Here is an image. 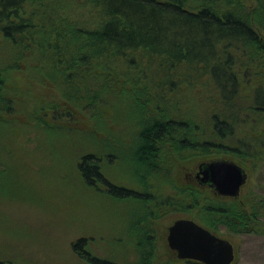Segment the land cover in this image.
Instances as JSON below:
<instances>
[{"label": "trees", "instance_id": "obj_1", "mask_svg": "<svg viewBox=\"0 0 264 264\" xmlns=\"http://www.w3.org/2000/svg\"><path fill=\"white\" fill-rule=\"evenodd\" d=\"M38 1L57 13V0ZM83 1L88 11L81 19L66 8L62 25L52 29L36 25L34 15L27 13L25 7L34 0H0V36L8 42L9 55L12 52L0 65V131L8 134L14 126L12 116L21 112L6 95L8 74L17 69L19 59L31 55L36 58L35 78L61 97L48 107L60 117H72V109L93 111L112 102L126 108L129 119L141 117L140 134L147 139L139 146L142 165H132V170L148 174L145 188L116 184L93 149L84 150L76 162L83 186L95 191L102 184L114 199L141 203L138 211L143 218L155 216L150 200L158 211L166 207L187 214L202 204L201 211L208 215L242 219L235 232H260L262 197L240 208L236 203L240 196L203 198L202 192L210 188L206 185L173 184L172 195L161 194L163 189L154 184L161 191L155 194L150 185L167 188L173 183L170 151L178 158L212 156L208 160L224 157L220 154L255 158L254 162L264 157V0ZM196 94L201 99L198 114L184 115L181 103L187 101L186 95L192 100ZM92 113L96 121L102 117L96 110ZM248 125L246 141L238 134ZM233 137L231 144L224 142ZM104 139L102 146L111 148ZM203 212L196 218L214 225ZM137 225L135 264H153L155 236ZM73 249L90 264H118L92 254L86 238L74 242ZM180 264L203 263L185 259Z\"/></svg>", "mask_w": 264, "mask_h": 264}, {"label": "rangeland", "instance_id": "obj_2", "mask_svg": "<svg viewBox=\"0 0 264 264\" xmlns=\"http://www.w3.org/2000/svg\"><path fill=\"white\" fill-rule=\"evenodd\" d=\"M41 2L34 0L25 9L34 15L32 21L36 25L44 24L52 29L62 25L66 8L77 19L88 11L82 0H57V13ZM7 44L0 36V65L12 54L9 55L11 49L6 48ZM3 55H6L4 59ZM30 56L19 59L17 69L8 74L9 83L5 88L6 95L15 100L17 110L21 112L12 116L14 126L8 134L0 131V261L7 264H90L73 249L74 242L86 238L92 254L118 264H135L133 241L134 235L140 233L135 228L138 224L137 228L147 227L155 236L153 264H180L184 260L169 247L167 236L169 226L176 219L188 217L233 242L236 258L232 264H264V207L259 218L260 232H235L234 228L239 227L236 226L243 222L242 219L208 215L201 211L202 204L194 214L171 211L166 207L159 208L161 213L152 200L149 206L155 216L144 217L147 222L142 223L144 218L138 211L141 203L114 199L106 195L102 184L95 191L83 186L76 162L84 150L93 149L103 158L102 168L116 184L145 188V178H149L145 175L148 174L132 170V165L135 168V165H142L139 146L141 140L145 143L147 139L140 134L141 117L129 119L126 108L116 106V102L103 109L97 105L93 111L102 115L97 121L90 109H72V117H60L48 107L50 102L59 101L61 97L45 81L35 78L32 66L36 58ZM132 92L135 94L134 90ZM186 96L187 101L181 103L180 111L184 115L198 114L201 99L196 97L197 94L192 100L190 95ZM119 98L121 95L117 96L118 101ZM43 105L47 107L43 108ZM10 116L6 119L12 121ZM200 120L203 122L204 118ZM250 128L248 125L245 131L240 130L238 136L245 138ZM104 138L111 142V148L102 146ZM234 138L224 142L231 144ZM168 153L172 160L168 165L173 183L167 184V188H162L161 183H151V191L155 194L161 192L154 189L155 185L166 195L174 193L173 184L195 187L198 165L212 157L178 158L171 151ZM220 155L237 161L248 171L247 184L236 202L240 208L257 197L264 198V157L254 162L255 158ZM111 156L114 157L112 164L109 162ZM202 193L203 198L211 200L215 196L211 188ZM202 212L203 218L214 225L196 218Z\"/></svg>", "mask_w": 264, "mask_h": 264}, {"label": "water", "instance_id": "obj_3", "mask_svg": "<svg viewBox=\"0 0 264 264\" xmlns=\"http://www.w3.org/2000/svg\"><path fill=\"white\" fill-rule=\"evenodd\" d=\"M198 184L211 187L217 194L239 197L249 174L245 167L230 158L202 161L196 173ZM169 247L179 259L203 264H232L236 258L233 242L211 231L193 218L181 217L169 226Z\"/></svg>", "mask_w": 264, "mask_h": 264}, {"label": "flooded vegetation", "instance_id": "obj_4", "mask_svg": "<svg viewBox=\"0 0 264 264\" xmlns=\"http://www.w3.org/2000/svg\"><path fill=\"white\" fill-rule=\"evenodd\" d=\"M197 171H198V169H197ZM197 171H196V173H197ZM196 173H195V178H196ZM197 179V178H196ZM211 188V187H210ZM212 189V188H211ZM213 190V189H212ZM213 192H214V194L215 195H220V194H217L216 192H215V190H213ZM220 196H223V195H220ZM227 197H229V196H227Z\"/></svg>", "mask_w": 264, "mask_h": 264}]
</instances>
